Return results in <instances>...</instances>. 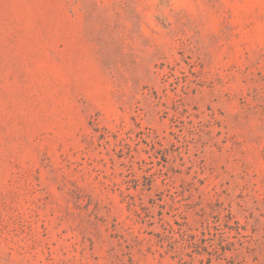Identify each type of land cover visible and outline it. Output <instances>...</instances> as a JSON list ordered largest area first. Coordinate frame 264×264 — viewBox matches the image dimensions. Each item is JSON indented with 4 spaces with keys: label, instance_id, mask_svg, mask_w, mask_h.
<instances>
[{
    "label": "rangeland",
    "instance_id": "obj_1",
    "mask_svg": "<svg viewBox=\"0 0 264 264\" xmlns=\"http://www.w3.org/2000/svg\"><path fill=\"white\" fill-rule=\"evenodd\" d=\"M0 264H264V0H0Z\"/></svg>",
    "mask_w": 264,
    "mask_h": 264
}]
</instances>
